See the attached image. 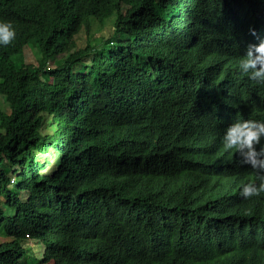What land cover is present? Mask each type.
<instances>
[{"label":"trees","instance_id":"obj_1","mask_svg":"<svg viewBox=\"0 0 264 264\" xmlns=\"http://www.w3.org/2000/svg\"><path fill=\"white\" fill-rule=\"evenodd\" d=\"M0 22V264L29 241L37 264H264L257 172L223 147L264 121L239 70L264 0H0Z\"/></svg>","mask_w":264,"mask_h":264},{"label":"clouds","instance_id":"obj_2","mask_svg":"<svg viewBox=\"0 0 264 264\" xmlns=\"http://www.w3.org/2000/svg\"><path fill=\"white\" fill-rule=\"evenodd\" d=\"M256 35L254 29H250ZM16 38V31L11 22H0V45L7 47ZM47 62H50L49 60ZM239 70L251 81L264 86V40L259 44H250L247 53L239 62ZM264 121L237 119L229 126L223 136V147L226 151L235 150L239 154L240 164L256 170L254 182L242 186L240 195L245 199L258 197L264 193ZM245 214L250 215L248 211Z\"/></svg>","mask_w":264,"mask_h":264},{"label":"rangeland","instance_id":"obj_3","mask_svg":"<svg viewBox=\"0 0 264 264\" xmlns=\"http://www.w3.org/2000/svg\"><path fill=\"white\" fill-rule=\"evenodd\" d=\"M95 29H94V32L96 33V35H99L100 32L103 30V31H107L109 28H110V25L108 26H105L103 27L102 29H99V26L98 25H95L94 26ZM102 31V32H103ZM85 36H86V32H81L78 34V42L82 45L85 43ZM27 55H28V58L30 60H32L33 62L37 63L38 61L34 58L35 56V49L30 47L28 50H27ZM53 63V61L51 60L50 62H47V64H51ZM43 78L44 79H48V77L43 74ZM0 106L3 110H8L9 109V106L8 104L5 102L4 98L2 95H0ZM52 155V160H51V164H50V168L47 170L49 172H52L56 166V162L58 160V156L54 153V151H51ZM8 239L6 234L4 233L3 229L0 228V241H4ZM29 244L32 246L33 248V255H27L26 256V260L30 262V264H37L38 263V256H41L42 253H43V250H44V246L43 244H37L35 241H29ZM25 262V260H24ZM40 264H46L44 262H40Z\"/></svg>","mask_w":264,"mask_h":264}]
</instances>
